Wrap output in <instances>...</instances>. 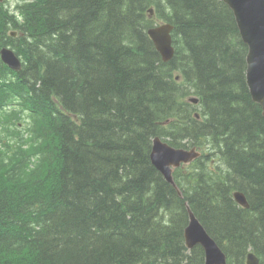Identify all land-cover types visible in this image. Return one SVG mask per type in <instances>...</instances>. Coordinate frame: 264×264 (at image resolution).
<instances>
[{
	"label": "trees",
	"instance_id": "1",
	"mask_svg": "<svg viewBox=\"0 0 264 264\" xmlns=\"http://www.w3.org/2000/svg\"><path fill=\"white\" fill-rule=\"evenodd\" d=\"M160 23L174 26L168 63L148 35ZM247 55L224 0L1 3L0 264H205L186 246L187 204L228 264H264V115ZM156 137L205 153L175 170L183 196L151 161Z\"/></svg>",
	"mask_w": 264,
	"mask_h": 264
},
{
	"label": "water",
	"instance_id": "2",
	"mask_svg": "<svg viewBox=\"0 0 264 264\" xmlns=\"http://www.w3.org/2000/svg\"><path fill=\"white\" fill-rule=\"evenodd\" d=\"M4 0H0V3ZM225 3L233 11L237 26L243 42L248 46L247 55V83L253 100L263 109L264 115V0H225ZM151 16L154 11L150 10ZM174 26L162 24L149 31L157 51L165 63L170 62L175 55L172 32ZM15 35V34H14ZM3 62L15 71L22 70L20 58L11 49L5 48L1 52ZM198 103V99H190ZM170 121L167 122V124ZM200 156L199 150L175 148L165 142L161 137L153 140L151 161L167 182L182 192L175 183L174 171L183 165L192 164ZM235 201L243 208H250L247 197L243 192H235ZM189 224L185 229L186 246L189 250L201 245L206 254V264H228V257L205 227L190 211ZM247 264H261L259 258L250 252L246 260Z\"/></svg>",
	"mask_w": 264,
	"mask_h": 264
},
{
	"label": "bare ground",
	"instance_id": "3",
	"mask_svg": "<svg viewBox=\"0 0 264 264\" xmlns=\"http://www.w3.org/2000/svg\"><path fill=\"white\" fill-rule=\"evenodd\" d=\"M224 2H225V0H224ZM228 6V5H227ZM230 8V7H229ZM231 9V8H230ZM150 10H153L154 12H155V10L153 9V8H151ZM150 10H149V16L151 17V12H150ZM152 28H150L149 30H148V35H149V37H150V34H149V31L151 30ZM173 32H174V30H173ZM173 32L171 33L172 34V37H173ZM152 40V39H151ZM153 41V40H152ZM155 45V44H154ZM156 47V46H155ZM16 55H17V53H15ZM162 57V56H161ZM1 59H2V57H1ZM3 60V59H2ZM4 64H6L5 62H4ZM7 66H8V64H6ZM9 68H11L10 66H8ZM189 149H193V147H189ZM200 152V156L198 157V159H196L190 166H192L193 164H195L198 160H200L202 157H203V155L205 154L204 153V151H199ZM187 165H183L182 166V168H184V167H186ZM245 195V194H244ZM182 196H183V193H182ZM246 196V195H245ZM247 197V196H246ZM234 199H235V193H234ZM248 200V199H247ZM249 202V201H248ZM187 210H188V215L190 216V212H189V210L190 211H192L193 212V210L190 208V206L187 204ZM194 213V212H193ZM195 214V213H194ZM196 216V215H195ZM189 224V223H188ZM203 225V224H202ZM186 241V240H185ZM197 246H200L203 250H204V248L201 246V245H197ZM197 246H195V248L197 247ZM191 250H193V249H191ZM204 252H205V250H204ZM205 264H206V254H205Z\"/></svg>",
	"mask_w": 264,
	"mask_h": 264
},
{
	"label": "rangeland",
	"instance_id": "4",
	"mask_svg": "<svg viewBox=\"0 0 264 264\" xmlns=\"http://www.w3.org/2000/svg\"><path fill=\"white\" fill-rule=\"evenodd\" d=\"M11 6H14L16 4V0H10Z\"/></svg>",
	"mask_w": 264,
	"mask_h": 264
}]
</instances>
